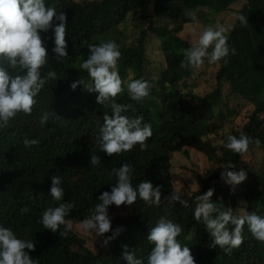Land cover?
I'll list each match as a JSON object with an SVG mask.
<instances>
[{
  "label": "trees",
  "instance_id": "trees-1",
  "mask_svg": "<svg viewBox=\"0 0 264 264\" xmlns=\"http://www.w3.org/2000/svg\"><path fill=\"white\" fill-rule=\"evenodd\" d=\"M236 1L45 0L46 6H54L66 14L68 56L58 62L52 52L55 46L52 30L40 33L48 51V63L41 69V75L54 70L57 79L47 81L35 98L37 103L31 115L19 113L7 127H0V227L11 229L19 239L28 237L33 241L35 250L25 251L37 264H126L122 258L125 245L147 264L153 246L144 232L149 234V223L161 216H168L181 226L177 240L190 248L195 264H264V243L252 237L247 225L243 230V244L227 254L219 247H209L211 240L205 226L195 221L191 200L210 188L215 189L211 198L214 202L231 207L234 214L237 211V207L223 200L230 193L220 175L224 169L216 171L213 166L201 176L196 174L200 187L188 199L181 196L188 201V207L179 202L168 204L165 199L159 206H148L139 198L130 206L110 205L111 230L95 249L87 247L72 230L63 237L59 234L63 226L57 233L51 230L43 233L39 224V213L49 204L47 196L53 176L62 178L64 202L74 205L67 216L72 220H83L93 214L98 197L105 191L111 192L115 186L117 178L112 169L124 163L135 169L131 174L134 187L142 180H150L154 186L161 187V198L168 191L170 196L174 187L168 157L184 145L203 150L212 163L220 161L223 166L231 163L236 171L244 169L249 179L237 194L248 201L250 212L264 216V158L258 170L247 168L239 154L224 150L218 156L213 145L224 123L235 124L234 119L244 109L246 119L239 131H233L234 136L239 138L245 134L258 138L259 147L264 151V118L261 117L264 113V0H245L234 9L235 19L227 35L228 44L236 53H230L227 64L223 60L217 63L215 85L210 92L196 93L193 85L187 83L196 70L180 68L183 50L195 44L188 35L181 34L185 25L192 23L186 13H196L201 7L221 12L231 9ZM131 11H138L140 22L138 30L130 36L126 21ZM240 14L247 18V25L237 19ZM109 39L115 40L121 51L117 67L122 80L131 82L143 78L154 84L150 96L142 103L132 101L126 88L116 98L117 103L134 106V111L122 115L129 118L143 115V122L151 125L153 135L146 142L145 151L139 145L131 152L114 156L100 151L99 126L103 125L105 113L111 115V108L98 104V93L87 92L83 85L75 90L70 87L78 79H89L87 72L79 67L90 54L86 43L98 44ZM211 65L205 61L204 68ZM0 66L7 68L2 60ZM7 70L13 76L23 74L18 69ZM154 76L158 77L155 81ZM225 83L229 85V92L223 96ZM233 101L235 105L231 104ZM45 112L49 113V120L41 125L40 118ZM210 133L215 136L210 137ZM25 138L37 139L40 143L29 149L23 144ZM252 147L255 145L249 149ZM92 155L100 157V166L90 165ZM58 203L53 200V207ZM117 228L123 231L106 247L102 246L104 239L112 236Z\"/></svg>",
  "mask_w": 264,
  "mask_h": 264
},
{
  "label": "clouds",
  "instance_id": "clouds-1",
  "mask_svg": "<svg viewBox=\"0 0 264 264\" xmlns=\"http://www.w3.org/2000/svg\"><path fill=\"white\" fill-rule=\"evenodd\" d=\"M232 11L234 14V10ZM186 14L192 21L198 23L194 11H189ZM234 19L235 14L232 21ZM237 19L242 25L248 24L247 18L243 14L238 15ZM54 21L59 23L55 24ZM67 25L66 14L62 11L58 12L54 6H46L45 0H0V60L7 65V68L18 69L20 73H23L13 76L10 75L6 67L0 66V127H7L19 113L31 115L33 107L37 103L35 98L47 81L57 79L54 70H49L43 77L41 75V69L48 63V51L40 33L52 30L54 34L52 39L55 45L52 52L57 61L62 62L68 56V44L65 39ZM229 28L226 29L221 24L205 27L199 35L198 41H195L192 47L183 50L184 60L181 62L180 68L197 71L204 67L205 61L212 64L211 66H217L221 60L227 64L230 53L231 55L236 53V49L230 48L228 44L227 31ZM192 32L195 34V28L192 29ZM86 46L90 54L79 67L87 72L89 79H78L71 83L70 87L75 90L78 85H83L87 92L98 93L96 97L98 104L111 108V115L105 113L103 125H98L100 151L108 156H114L123 152H131L136 145H139L141 151H145L147 149L146 142L153 135L151 125L143 122V115L134 118L122 115L130 110L134 111V106L130 103H117L116 98L126 88L132 101L142 103L150 96L154 84L143 78L133 79L131 82L122 80L117 67L118 61L121 59V51L115 40L109 39L98 44L86 43ZM157 79L158 77H153V81ZM48 120L49 113L45 112L40 118V124L44 125ZM234 134L231 132L224 137L218 135L217 140L213 141L216 154L221 156L224 150L231 151L243 157L246 163V157L251 149H260L262 151L260 159L251 166L246 164L247 168L258 170L264 158V151L259 147L260 140L245 134H241L237 138ZM39 143L37 139L25 138L23 140V144L29 149ZM252 144L255 147L249 149ZM185 149L202 153L210 160L203 150L184 145L170 153L169 165L172 153L185 151ZM100 164V157L92 155L90 165L98 167ZM216 164L221 169L213 166L215 170L222 171L224 169L220 174L221 179L230 190L223 200L233 204V208L237 207V211L234 214L231 207L214 202L211 199L215 191L214 188L208 189L203 195H197L195 200H191L190 209L192 213L194 211L195 221L202 223L209 234L211 240L209 247H219L225 253L231 254L233 249L239 248L244 242L245 225L256 241L264 243V216L250 212L252 209L248 201L237 194L244 187L249 175L244 169L236 171L234 164L229 163L227 166H223L220 161H216ZM134 170L129 163L122 164L118 169H112L117 178L115 186L112 187L111 192L105 191L98 197L99 203L95 205L93 214L82 221L67 217L74 205L64 202L65 192L62 187V178L53 176L50 188L51 197L46 194L49 200L48 207H44L39 213L42 232L48 233L51 230L53 233H57L63 226V231H60L59 234L67 237L71 230L76 233L73 225L79 221L78 227L85 235L92 233L97 237H104V234L111 230L108 207L113 204L117 207L130 206L135 204L138 198L148 206H159L164 202L163 199L167 200L168 204L179 202L181 206H189L188 201L181 199V196L188 199L193 193H181L173 183L172 194L168 196L171 193L168 191V197L162 198L161 187L154 186L150 180H142L134 187L131 175ZM196 177L198 178V176ZM53 200L59 202L58 206L53 207ZM239 209H243V212L239 213ZM245 210L248 213H245ZM22 211H27V209ZM126 212L128 211L123 213ZM149 224L151 226L149 234L144 232V235H147V241L153 247L147 264H195L190 248L182 246L177 240L182 232L179 224L174 223L168 216H161L160 219L158 217ZM122 231L123 228L115 229L112 236L104 239L102 246L106 247ZM25 249L34 251V242L28 240V237H25L24 240L19 239L11 229L0 227V264H37V260H33ZM122 258L126 264H143V261L137 258L135 251H130L126 245Z\"/></svg>",
  "mask_w": 264,
  "mask_h": 264
},
{
  "label": "rangeland",
  "instance_id": "rangeland-1",
  "mask_svg": "<svg viewBox=\"0 0 264 264\" xmlns=\"http://www.w3.org/2000/svg\"><path fill=\"white\" fill-rule=\"evenodd\" d=\"M245 0H237L232 4V9L216 12L206 7H201L196 10L197 22L192 21L190 24H186L184 29L181 31L183 36H189L193 41H198L199 35L202 33L203 29L209 25L215 26L216 24L223 25L226 29L232 25L233 21V11L239 8ZM138 11H131L127 17V33L131 36L137 30L136 24L139 22ZM195 28V34H193L192 29ZM217 66H208L197 70L192 77L187 79L188 86L193 85L194 91L198 94H203L204 92H209L213 89L215 85L214 73ZM229 92V85L225 83L222 89L223 96ZM235 105V101L231 102ZM261 117L264 118V113ZM246 117L244 114V109L240 111V114L234 119L235 124H225L220 131V136L224 137L233 131H239L241 129L242 123L245 121ZM213 137V133L209 134ZM262 151L260 149H251L250 153L246 157V164L248 166L253 165L256 161L260 159ZM214 166L217 169L221 167L212 163L207 157L202 153H197L191 149L185 151L173 152L170 160V173L172 178V183L174 187L181 191V193H191L200 187L199 180L196 174H203L208 168ZM239 213L243 212V209L238 210ZM82 221V220H79ZM79 221H76L73 225L74 231L84 240L85 245L92 249L94 246L99 244L102 237H97L95 234L89 233L85 235L78 227Z\"/></svg>",
  "mask_w": 264,
  "mask_h": 264
}]
</instances>
